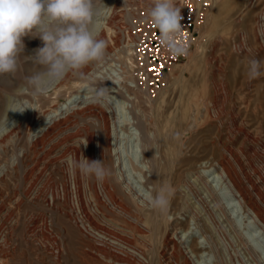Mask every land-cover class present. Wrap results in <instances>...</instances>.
Listing matches in <instances>:
<instances>
[{"label":"rangeland","instance_id":"1","mask_svg":"<svg viewBox=\"0 0 264 264\" xmlns=\"http://www.w3.org/2000/svg\"><path fill=\"white\" fill-rule=\"evenodd\" d=\"M111 1H115L112 11L108 10ZM200 1L206 4L205 20L199 26L196 40L188 58L174 66L168 74L164 87H170L160 99H163L164 103L159 113V122L164 123L167 117L178 107L181 95H188L194 90L204 91L208 89L207 102L209 109L204 112L203 120L206 119L205 124L200 125L197 129H188L182 136L183 141H185L187 147L193 148L206 136L208 137V142L206 143L208 151L213 150L219 156L223 149H227L226 155L243 182L255 196L264 195V176L262 175L264 172V96L256 94L258 87L262 84L260 77L249 79L247 75L248 61L256 59L264 62V52H252L248 57L239 53L240 51L236 50L238 35L246 31V25L242 17L234 23H232V19L226 13L216 17V13H212L213 8L216 6L215 0ZM258 1L252 0L251 5L253 7L252 10L257 13L264 7V0H261L259 5L257 4ZM182 3L176 1V5L179 8L182 7ZM152 5L153 0H102V3H97L96 6L103 13L99 24H102L101 26H103L105 31V36L101 39L107 45L106 55L102 61L92 62L87 65L89 72L86 77L93 76V73L100 75L98 78H92L91 82L94 79V87H98L100 90L105 89L103 94L100 93V96L104 99L109 94L107 92L111 90L112 85L117 87L114 83L113 72L117 70L114 65L118 63V60L113 58L118 57L117 54L121 58L125 55L122 48L127 45L128 41L126 38L125 43H123L125 40L123 31L130 26V21L135 17L136 11L142 10L147 14ZM221 9L222 7L219 6L218 12ZM128 11L132 12L130 18L126 16ZM110 15L113 21L108 24ZM23 43L24 50L20 54L21 65L24 64L25 67L32 69L40 68L34 61L37 49L43 47L42 40L38 36H25L23 37ZM258 43L252 35H249V44L257 46ZM127 58L128 68L131 71V64L133 65L132 52L128 54ZM99 69H101L100 72H98ZM183 71V80L175 85V77L179 76ZM172 73H175V77L171 76ZM15 76L20 81L23 79L21 71L17 72ZM15 76L0 77V97L6 98L7 106H5L7 109L9 108V116L11 117L19 116L21 114L19 109L23 108L24 104V100L8 98L4 93V88L8 86V81H12ZM235 77L238 87L242 85L245 93H247L244 99H241L242 96L238 95L239 91H235L233 105L228 101L222 102L223 104L220 102L214 104V84L226 83L228 89L232 90ZM77 82H81V79L62 82L57 88L51 87L46 94L42 95L44 101V103H41L42 110H55L56 106L59 107L61 104L66 103L69 94H76L79 90L76 86ZM122 85H127V83L122 82ZM250 86H253V93L249 94L247 88ZM164 87L161 90H165ZM240 91L242 90L240 89ZM114 95L118 97L115 102L118 109L117 114L120 118H124L127 111L121 102L123 98L117 93H114ZM159 96L160 93L154 99H158ZM101 97L97 99L101 100ZM146 98V95L144 98L141 97L142 100H146ZM94 99L92 98L91 100ZM88 105H93V103ZM98 106H100V109L96 113L100 114L101 109L106 111V107L103 105L99 104ZM232 106L235 108L234 112L231 110ZM139 107L149 115L155 116L156 114L150 103H140ZM207 114L210 116L208 117L209 120L206 118ZM78 117L71 115L65 132H62L60 136H56L43 149L29 155L30 159L26 163L27 169H25V172L27 175L25 179H22L20 172L10 170L9 176L4 180H0V208L2 210L0 213V264H82L83 262H80L78 255H81V253L83 256L84 254H96L89 247V242L94 244L103 242L112 244L109 245L112 250L115 245L114 252H119L118 254H121V256L126 255L127 257H125L130 259L129 263H121L99 257L98 263L95 261L96 263L88 262L89 264H130V262L131 264H185L186 260H190L192 264H198L196 259L188 257L186 251L188 244H193L190 241L202 234L207 237L210 244L205 251L214 256L212 261H207L206 264H264V254L260 253V251L254 252L252 245L248 243L245 235L243 236L245 230L242 229L243 219H241V216L232 215L229 217L227 215L226 211L228 210L229 212L230 208L228 205L230 194L223 189L221 184L217 185L216 181L212 185H217L216 189H214L217 200L213 202H210V198L207 199L208 195L212 193L209 192L202 181L193 182V178H191L190 184L188 183L185 186L186 188H182L183 208L177 214L171 213L169 215V238L175 241L177 246H174L173 243L166 244L164 241L165 228L155 231L151 226L144 225L143 222H137L134 218L138 217L139 214L135 206L126 198H123L122 203L130 209L131 216L127 217L117 213V217L119 216L118 220L110 221L112 219L104 217L103 214H94V178L83 175L79 169L76 177L79 182L78 186L81 189V198L99 225L101 234L97 231V235L95 233L96 230L89 225H87V229L82 228L84 232L82 234L76 228L70 227L63 216H55V212L52 211L51 192H55L58 189L62 193V185H66L70 180V174H72L73 170L71 153L78 151L79 160L82 157L87 159L86 146L83 145L86 143L85 137L87 135L93 137L95 146L100 137L96 115L87 113L83 117ZM110 122L112 121L110 120ZM154 122L155 119H152L151 123ZM152 129L154 130L155 128L152 127ZM203 129L205 130L202 132L201 130ZM239 131L245 132L250 138L247 140ZM121 136V145L125 151L129 145V138L127 134ZM157 140L156 144L158 145L161 138L157 136ZM171 142L173 141L171 140ZM48 153L50 155L43 159L44 154L47 155ZM207 157L205 155V158ZM6 162V158H0V167H3ZM126 162L127 173L131 182L135 186L137 185L138 188H142L138 174L132 168L128 158ZM202 162L206 163V159ZM75 170L77 169L75 168ZM213 172V168L207 169L203 173L205 179L211 180ZM75 197L76 195H74ZM102 200L106 205L110 206L103 195ZM73 207L78 213L77 198L74 199ZM224 207H228V209L225 211ZM193 216H195L196 220L192 219ZM64 227L66 229L65 232L62 231ZM188 230L191 234L183 237V234ZM41 232H46V234L53 236L52 238L58 241L62 250L60 260H55L54 262L47 255L46 247H51L50 249L53 252H57L58 244L55 241L43 243L37 236ZM181 236L184 241L182 243L179 240ZM6 239H10L7 241V245L4 244ZM185 242H188V244Z\"/></svg>","mask_w":264,"mask_h":264},{"label":"bare ground","instance_id":"2","mask_svg":"<svg viewBox=\"0 0 264 264\" xmlns=\"http://www.w3.org/2000/svg\"><path fill=\"white\" fill-rule=\"evenodd\" d=\"M176 1L184 2V0H175V2ZM222 1L223 0H215L216 6L213 8L212 13H216V17L226 13L232 19V23L242 17V20L246 25V31L238 35V45H236V50L240 51L239 53L243 54L245 57H248L252 52H264V7H262L261 11L257 13L255 10H252V0ZM114 2L115 1H111V3H109L108 10H113ZM260 3L261 0L257 2L258 5ZM219 6H221L222 9L218 12ZM131 15L132 12L130 11L126 13L127 18H130ZM134 19L135 18L130 22H133ZM112 21V16L110 15L107 23L110 24ZM101 25L102 24L98 25L100 39L105 36V31ZM249 35H252V37L259 42L257 46L249 44ZM124 39L123 43L126 41V36ZM122 49L125 53L124 57L122 56L121 58L120 55L117 54L118 57L113 58L114 60H118V63L114 65L117 67V70H114L113 72V78H115L114 83L117 87L112 85L110 88L111 90L108 92L106 91L109 94L106 95L105 99L100 96V89L94 87L95 84L93 83L94 79L98 78L100 75L96 72L98 75L93 73V76L86 77L89 69L85 66L79 73L73 74L70 72L66 74L61 81L54 85V87L57 88L62 82H71L74 79H81V82L76 83V86L79 88L77 93L69 94L66 103L61 104L59 107L56 106L55 110L51 111L42 110L41 103H44L42 95H33L32 88L27 85L24 79V76L34 74L36 71L40 70V68L32 69L25 67L24 64L21 65V75L23 76V79L20 81L15 76L12 81H8V86L4 88V93L8 98H19L24 100L23 108L25 110L21 112L19 116H9V108H6V98L0 97V158L7 159L4 166L0 167V180H4L9 176L10 170L20 172L22 174V179H25V176L27 175L25 169H27L26 163L30 159L29 155L43 149L47 144L49 145L56 136H60L62 132H65L69 125L71 115H75V117H83L87 113L94 114L98 119L97 126L100 136L99 140L95 146L93 137L87 135L85 137L86 144L84 143L83 145L86 146L87 159L89 161H103V165L110 173L103 181H97L95 177H93V193L95 199V206L93 207L94 214H103L104 217L112 219L110 221L118 220L119 216L117 217V213H121L127 217L131 216L130 209L122 203L123 198H126L135 206L139 214V216L137 215L138 217L134 218L137 222H143L144 225L151 226L155 231H160L162 228H165L164 241L166 244L173 243L174 246H177L176 242L169 238V215L171 213L177 214L178 211L183 208L182 188L188 185L191 178H193V182L198 180L202 181L209 192L212 193L208 195L207 199L210 198V202H213L217 200L214 189H216L218 184H221L223 189L227 190L230 194L228 202V205L230 206L229 212L227 210L228 207H224V210H227V215L229 217L232 215L236 217L241 216V219H243L242 229L245 230L243 236L245 235L248 243L252 245V250H254V252L260 251V253L264 254V195L259 194L255 196L250 188L243 182L226 155L227 149H223V152L219 156H217L213 150L208 151V149H206L208 137L206 136L203 137L200 140V143L193 148L187 147L185 141H183L182 136L188 129H197L200 125L205 124L206 119L203 120V116L204 112L209 109L207 102L209 90H194L188 95H181L178 107L167 117L164 123H160L159 113L164 103V100L160 99L169 90L168 88L170 86H166V88L164 87L165 90L160 89L154 96H150V94L144 89L138 87L135 88L134 78L128 68L127 57L128 54L132 52L130 42L128 41L127 45H124ZM172 69L170 71H172ZM100 71L101 69L98 70V72ZM171 76L175 77V73H172ZM92 78H94L92 80L93 82H91ZM183 78L184 71L179 76L175 77L174 84L176 85L181 82ZM260 79L262 84L258 87L256 94L264 96V75H261ZM122 82L127 83V85H122ZM233 83L232 90L228 89L226 83L214 84V104L228 101L233 105V101H235V91H239L238 95L242 96L241 99H244L247 93H245L242 85H240L241 87H238L236 77L234 78ZM252 87L253 86L247 88L249 94L253 93ZM240 89L242 91H240ZM114 93H117V95L123 98L121 102L127 111L124 118H120L117 114L118 109L116 108L115 102L118 97L114 95ZM159 93L160 96L158 99H154ZM145 95L147 97L146 100H142L141 97L144 98ZM99 97L102 99H97ZM92 98L95 99L91 100ZM90 103H93V105H88ZM140 103H150L151 107L156 111L155 116L152 114L149 115L145 110H142L139 107ZM99 104L106 107V111L101 109L100 114L96 113V111L100 109V106H98ZM231 110L233 112L235 111L234 106H232ZM208 117L210 116L207 114V120H209ZM152 119H155L154 123H151ZM110 120L112 122H110ZM152 127L155 129L153 130ZM204 130L205 129L201 131L203 132ZM240 133H242L247 140L250 138L245 132L241 131ZM124 134H127L129 138V145L125 151L123 150L120 141V137H122L121 135ZM157 136L161 138L158 145L156 144L158 141ZM171 140L173 142H171ZM10 153L11 155H9ZM203 153H207L205 155L208 157L205 158ZM48 155L50 154H44V157L42 158L45 159ZM127 158L132 168L137 172L142 188H138L137 185L135 186L134 183L131 182L129 174L127 173ZM71 159L72 161L79 160L78 151L71 153ZM205 159L206 163L202 162ZM72 167V174H70L71 178L66 185H62V193L58 189L55 192H51L52 211L55 212L54 215L57 217L63 216L70 227L76 228L82 234H84L82 228L87 229V225L96 230L95 233L97 234L100 227L96 223L93 215L90 214L84 200L81 198V189L78 186L79 182L76 177L78 168L74 167V165ZM75 168L77 170H75ZM209 168L214 169L211 180H207V178L205 179V176L203 175V173ZM262 175L264 176V172ZM215 181L217 185L214 186L212 184ZM163 185H170L173 191L166 213H161L159 210L152 208L146 199L149 195H155L158 189ZM74 195H76L75 198ZM102 195L108 200L110 206L106 205L102 200ZM76 198L79 205L78 213H76L77 211H75V208L73 207L74 199ZM1 211L0 208V213ZM192 219L196 220L195 216H193ZM109 225L113 226L111 224ZM62 231H66L65 227ZM187 234H191L189 233V230L183 234V237ZM37 236L43 243H51L55 241V243L58 244V248H56L57 252H53L50 249L51 247L48 246L46 247V250L47 255H49L54 262L55 260H60L62 250L58 241L53 239V236L51 237L46 234V232H41L40 234H37ZM183 237H179L181 243L184 242ZM8 240L6 239V243L4 244L7 245ZM185 243L188 244V242ZM190 243L193 244H188L186 251V254L190 259H196L198 264H206L207 261H212L214 256L205 251V249L208 248V245L210 246L206 236L202 234L201 236L195 237ZM88 244L91 250H94V253L96 254H84L83 256L81 253V255H78L81 263H96L95 261L98 263L99 257L111 259L116 262L129 263L130 259L126 258V255L125 257L118 254L119 252H114L115 245L112 250L109 246L112 244H107L106 242L101 244L89 242ZM185 264L192 263L190 260H186Z\"/></svg>","mask_w":264,"mask_h":264},{"label":"clouds","instance_id":"3","mask_svg":"<svg viewBox=\"0 0 264 264\" xmlns=\"http://www.w3.org/2000/svg\"><path fill=\"white\" fill-rule=\"evenodd\" d=\"M97 3L102 0H0V77H12L21 71L25 36H38L43 42L35 56L40 70L24 76L36 96L46 94L66 74L79 73L90 63L102 61L107 45L99 38L103 13ZM148 18L158 29L162 46L173 55L185 51L175 42L183 28V16L175 0H153ZM247 75L249 79L264 75V62L250 59ZM104 91L101 89L100 93ZM73 165L97 181L110 174L100 160L82 157ZM172 195L171 186L163 185L146 199L152 208L166 213Z\"/></svg>","mask_w":264,"mask_h":264},{"label":"built area","instance_id":"4","mask_svg":"<svg viewBox=\"0 0 264 264\" xmlns=\"http://www.w3.org/2000/svg\"><path fill=\"white\" fill-rule=\"evenodd\" d=\"M205 8V2L200 0H184L182 3L183 28L175 42L183 46L185 51L175 55L160 43L159 31L148 18V13L142 10L135 12L134 21L124 30L132 48L133 65L130 73L135 88L144 89L154 96L164 87L170 70L188 58L199 26L205 20Z\"/></svg>","mask_w":264,"mask_h":264}]
</instances>
